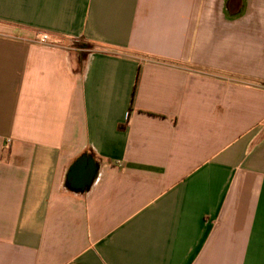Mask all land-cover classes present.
I'll list each match as a JSON object with an SVG mask.
<instances>
[{"label":"crops","instance_id":"crops-1","mask_svg":"<svg viewBox=\"0 0 264 264\" xmlns=\"http://www.w3.org/2000/svg\"><path fill=\"white\" fill-rule=\"evenodd\" d=\"M0 264H264V0H0Z\"/></svg>","mask_w":264,"mask_h":264},{"label":"built area","instance_id":"built-area-1","mask_svg":"<svg viewBox=\"0 0 264 264\" xmlns=\"http://www.w3.org/2000/svg\"><path fill=\"white\" fill-rule=\"evenodd\" d=\"M39 41H40L41 43H46V42H48V41H49V37H48V35H47V34H42L41 37L39 38Z\"/></svg>","mask_w":264,"mask_h":264}]
</instances>
